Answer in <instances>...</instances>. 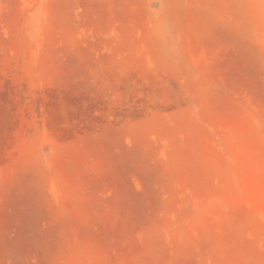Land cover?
I'll return each instance as SVG.
<instances>
[{
  "label": "rangeland",
  "instance_id": "374dc122",
  "mask_svg": "<svg viewBox=\"0 0 264 264\" xmlns=\"http://www.w3.org/2000/svg\"><path fill=\"white\" fill-rule=\"evenodd\" d=\"M0 264H264V0H0Z\"/></svg>",
  "mask_w": 264,
  "mask_h": 264
}]
</instances>
